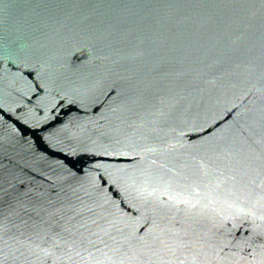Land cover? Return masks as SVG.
Here are the masks:
<instances>
[{
  "label": "water",
  "instance_id": "obj_1",
  "mask_svg": "<svg viewBox=\"0 0 264 264\" xmlns=\"http://www.w3.org/2000/svg\"><path fill=\"white\" fill-rule=\"evenodd\" d=\"M0 264H264V0H0Z\"/></svg>",
  "mask_w": 264,
  "mask_h": 264
}]
</instances>
